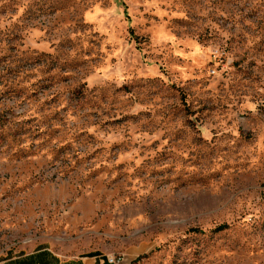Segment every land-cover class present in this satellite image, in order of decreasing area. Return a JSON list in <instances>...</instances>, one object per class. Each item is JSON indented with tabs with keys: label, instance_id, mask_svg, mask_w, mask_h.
I'll use <instances>...</instances> for the list:
<instances>
[{
	"label": "rangeland",
	"instance_id": "374dc122",
	"mask_svg": "<svg viewBox=\"0 0 264 264\" xmlns=\"http://www.w3.org/2000/svg\"><path fill=\"white\" fill-rule=\"evenodd\" d=\"M264 264V0H0V259Z\"/></svg>",
	"mask_w": 264,
	"mask_h": 264
},
{
	"label": "crops",
	"instance_id": "0c3cea01",
	"mask_svg": "<svg viewBox=\"0 0 264 264\" xmlns=\"http://www.w3.org/2000/svg\"><path fill=\"white\" fill-rule=\"evenodd\" d=\"M0 264H99V255L62 257L49 247L1 258Z\"/></svg>",
	"mask_w": 264,
	"mask_h": 264
},
{
	"label": "built area",
	"instance_id": "2783aa9c",
	"mask_svg": "<svg viewBox=\"0 0 264 264\" xmlns=\"http://www.w3.org/2000/svg\"><path fill=\"white\" fill-rule=\"evenodd\" d=\"M120 260L121 258H113V257L107 256L104 258H100V263L101 264H117L119 263Z\"/></svg>",
	"mask_w": 264,
	"mask_h": 264
}]
</instances>
